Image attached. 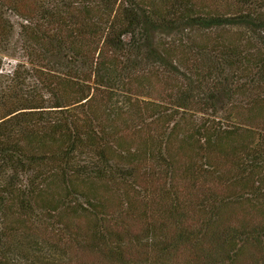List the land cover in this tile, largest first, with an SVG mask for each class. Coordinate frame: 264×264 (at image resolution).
<instances>
[{"label": "trees", "instance_id": "1", "mask_svg": "<svg viewBox=\"0 0 264 264\" xmlns=\"http://www.w3.org/2000/svg\"><path fill=\"white\" fill-rule=\"evenodd\" d=\"M71 250L264 264V0H0V264Z\"/></svg>", "mask_w": 264, "mask_h": 264}, {"label": "rangeland", "instance_id": "2", "mask_svg": "<svg viewBox=\"0 0 264 264\" xmlns=\"http://www.w3.org/2000/svg\"><path fill=\"white\" fill-rule=\"evenodd\" d=\"M238 36H240L235 30L232 31V32H228L224 38L230 42H232L233 40L237 39ZM4 69L6 70H10L11 69V66H13L15 64V60H8V59H4ZM153 80L151 81V84H150V89L147 91V94H149V97H147L146 99L149 100V99H153V100H162V101H166L168 102V100H170V97L172 96V93H174L173 91L174 90H171V86L172 84L174 85L175 83H172L173 81H169V80H165V79H161L160 77H154L152 78ZM181 82V81H180ZM183 88H184V85H182ZM199 91H195L194 95L195 94H198ZM201 93H199V96L198 98L201 99ZM195 98V97H194ZM240 97H235L233 100V102L235 101H238ZM238 114H242V115H246V112H243L242 110H239V109H232L229 110V111H226L225 113L226 114H230L232 115L234 112H236ZM222 115L224 116V114L222 113ZM142 135V134H141ZM176 147L178 146H183L181 145L180 143H176L175 145ZM190 154H194L193 152H190ZM101 193H103L101 190H100ZM105 196H107L109 194V192L107 193H104ZM110 198H114V197H109ZM112 201V200H111ZM66 218V216H65ZM57 219V218H56ZM69 220L72 221V224L74 226H77V225H86V224H90L92 222V217L91 216H88V215H84L81 213H73V214H69ZM56 239H60L59 238H55ZM51 244H47L46 246L44 247H41L40 245L38 246V248H36V252H42L44 253L46 250H53V249H50L51 248ZM61 248V247H60ZM41 249V250H40ZM72 252H74L77 260L76 262L78 264H89V254H87L88 252L86 251H75V250H71ZM51 251H49L50 253ZM64 250H60V254H55L54 252L52 253L53 256L57 257V259H62V256L64 253Z\"/></svg>", "mask_w": 264, "mask_h": 264}]
</instances>
